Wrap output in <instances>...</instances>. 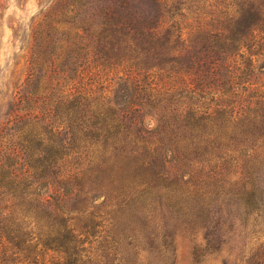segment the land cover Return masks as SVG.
I'll return each mask as SVG.
<instances>
[{
  "label": "trees",
  "instance_id": "trees-1",
  "mask_svg": "<svg viewBox=\"0 0 264 264\" xmlns=\"http://www.w3.org/2000/svg\"><path fill=\"white\" fill-rule=\"evenodd\" d=\"M195 1H57L0 122V264H123L158 199L220 252L221 198L264 205V0Z\"/></svg>",
  "mask_w": 264,
  "mask_h": 264
},
{
  "label": "rangeland",
  "instance_id": "rangeland-1",
  "mask_svg": "<svg viewBox=\"0 0 264 264\" xmlns=\"http://www.w3.org/2000/svg\"><path fill=\"white\" fill-rule=\"evenodd\" d=\"M57 1L0 0V122L20 97L29 74L33 45H36L34 33L55 9ZM260 61L264 66V58ZM229 190L225 187L223 193L230 194ZM170 195L173 201L177 198L175 193ZM232 197L230 194L226 199ZM222 199L213 208L224 209V215L228 216L222 220L227 222L224 230L231 233L225 237L229 241L220 252L210 248L206 251L203 220L197 216L201 215L197 204L187 206L184 211L187 215H184L178 207L168 208L171 202L158 199L156 203L138 205L136 210L125 212L116 221L111 233H117L116 230L121 233L118 239L123 264H245L252 256V264H263L264 205L235 204V200Z\"/></svg>",
  "mask_w": 264,
  "mask_h": 264
}]
</instances>
